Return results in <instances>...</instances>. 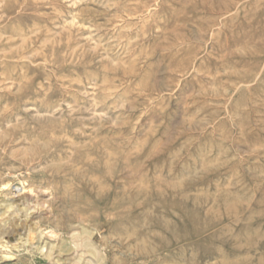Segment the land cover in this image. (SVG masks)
Wrapping results in <instances>:
<instances>
[{
  "label": "rangeland",
  "instance_id": "rangeland-1",
  "mask_svg": "<svg viewBox=\"0 0 264 264\" xmlns=\"http://www.w3.org/2000/svg\"><path fill=\"white\" fill-rule=\"evenodd\" d=\"M81 229L264 264V0H0V264L92 259Z\"/></svg>",
  "mask_w": 264,
  "mask_h": 264
},
{
  "label": "bare ground",
  "instance_id": "bare-ground-1",
  "mask_svg": "<svg viewBox=\"0 0 264 264\" xmlns=\"http://www.w3.org/2000/svg\"><path fill=\"white\" fill-rule=\"evenodd\" d=\"M27 217H28L27 214H24V215H22L21 220H19V218H16L15 219V217L12 220L14 222V224L16 223L17 225L20 226V231L23 229V228H21V227H23V225H22L23 223L22 222L23 221L25 222V220L27 219ZM50 232H52V231H50ZM89 236H90V232H88L86 229H81L78 234H75V235L72 236L71 243L72 244L74 243V245L76 246L75 248H78V247L87 248V250H90L87 253H90L92 255V257H91L92 259H90V258H88V259H82L83 253L82 252H80V253L77 252V253H75V256H74V258L76 260L75 261L71 260V261H73L72 264H99L100 263V261H101L100 255L91 247V245L89 243V238L91 236L90 237ZM75 240H76V243H75ZM61 245H60V247H58L59 250L66 249L67 248L64 242H62ZM40 251H42V249H40ZM74 252H75V250L73 251V253ZM47 254H48V252H47Z\"/></svg>",
  "mask_w": 264,
  "mask_h": 264
}]
</instances>
